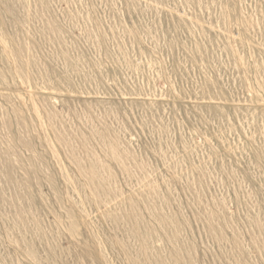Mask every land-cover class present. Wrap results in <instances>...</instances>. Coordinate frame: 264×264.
I'll use <instances>...</instances> for the list:
<instances>
[{
    "label": "rangeland",
    "instance_id": "rangeland-1",
    "mask_svg": "<svg viewBox=\"0 0 264 264\" xmlns=\"http://www.w3.org/2000/svg\"><path fill=\"white\" fill-rule=\"evenodd\" d=\"M0 264H264V0H0Z\"/></svg>",
    "mask_w": 264,
    "mask_h": 264
}]
</instances>
